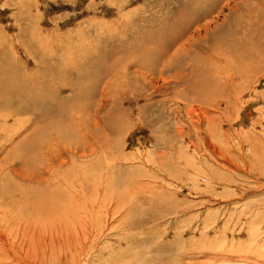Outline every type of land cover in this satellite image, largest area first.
Returning a JSON list of instances; mask_svg holds the SVG:
<instances>
[{
  "label": "rangeland",
  "instance_id": "1",
  "mask_svg": "<svg viewBox=\"0 0 264 264\" xmlns=\"http://www.w3.org/2000/svg\"><path fill=\"white\" fill-rule=\"evenodd\" d=\"M250 5L0 0V54L14 65L12 73L43 78L53 93L50 65L102 64L84 78L77 108L67 109L75 94L68 73L54 88V99H65L60 111L54 100L22 107L13 101L11 114L0 112V215L9 211L15 228L28 216L31 233L72 247L59 239L80 229L73 197L57 191L66 198L57 196L49 212L72 203L50 234L34 226L33 219L48 217L36 216L43 209L31 195L70 184L83 189L80 197L99 196L100 210L119 206L106 235L87 240L86 264H264V52L251 55L264 36L257 38L256 5L245 19ZM181 12L190 18L182 27ZM161 45L169 48L160 53ZM5 240L0 264L71 258L53 252L46 262L35 259L37 248Z\"/></svg>",
  "mask_w": 264,
  "mask_h": 264
},
{
  "label": "bare ground",
  "instance_id": "2",
  "mask_svg": "<svg viewBox=\"0 0 264 264\" xmlns=\"http://www.w3.org/2000/svg\"><path fill=\"white\" fill-rule=\"evenodd\" d=\"M252 3H255L254 5L257 6V9H255L257 11V14L255 15V20H254L255 24L254 25H257V29H259V31H260V32H258V37H257V38H260V36H264V0H251L250 7L245 10V11H247V12H245V13H247L245 19L253 18V15L250 14L251 11H253L252 8H254L253 7L254 5H252ZM181 14H183V13L181 12ZM188 19H190V18H188L186 16V20H185L184 14L182 15V18L179 17L180 27H182L184 21H187ZM250 21H252V20H250ZM174 29L175 28H173V32L176 35L181 31L180 28H179V30L177 32H175ZM248 34L251 35V33H248ZM176 38L177 37H175V39ZM260 40H262V38H260ZM163 41L164 40H161L160 43L163 44ZM263 41H264V39H263ZM174 42H176V40ZM174 42H172V43H174ZM166 43H168V42H166ZM172 43L170 45H172ZM240 45H241V43H240ZM166 47L167 46H165V45H161V48L162 49L159 50L160 53L161 52H165L169 48L168 47L167 49H165ZM257 47H258L257 48V52L254 51V52L251 53V55L254 54V53L257 54L259 52H264V42H262V41L259 42L257 44ZM117 49L115 47L114 51L117 50ZM137 49H138V46H137ZM129 50H130V48H129ZM122 51L124 52L125 50H122ZM133 52L131 51V53H133ZM136 52L138 53V51H136ZM80 54H81V52H80ZM128 54H130V53H128ZM98 56L101 58V55H98ZM120 56H121V54H120ZM95 58H96V56L94 57V59ZM102 59H104V58H102ZM0 60H1V62H0V112L3 111V110H9L10 111L9 112L10 114L13 112V108H12V103H14L13 101H18L19 102V105L21 107H22V105L25 104L24 102H26V105L25 106H27L28 104L29 105H34V102H36V101H42V102L52 103L55 100L54 99V94L56 95V93L54 91L56 89H54V88L56 86L57 87L60 86V83H61L62 78H63L62 75L64 76V74L67 75L68 73H70L72 75V77H68L67 76L69 78V80H70V82L67 83V84H69L71 86H73V85L75 86V91L73 90L75 92V94H74V97L71 100H66V101H69V103H71L70 105H68L67 109L69 107H71V106H72V108L75 107V106L77 108V103H76L77 101H76V99L79 97V94L82 91L81 84L83 83L84 78L86 76H88V77L92 76L93 77V76H95L93 74H96V72H98V70L96 71L97 68L96 69L94 68V66L97 67V64H98L97 63V61H98L97 59H95L96 61H93L92 63L88 59V63L84 61V63H82L83 65H80L79 64L80 66H75L74 67L72 65L74 67V69L73 68H68V70L64 68V66L62 65L63 63H59V64L57 63V65L55 66V69H53V70H50V69L53 68L50 65V67H47V69H46V70L50 71V73H51L50 77L54 81V83H53L54 85L52 86V87H54L52 89L53 93H50V91H45L48 88L47 85L49 83L46 80H44L43 78L39 79L38 81H35L36 82L35 83L31 79H29L27 75L23 74L22 72L15 71V72L12 73V69H13L14 65L13 66L11 65L10 60L5 55V52L2 53V54H0ZM104 60H106V63H107V58L104 59ZM141 60L142 59H140V61ZM72 63H73V61H72ZM98 65L101 66L102 65L101 62ZM99 74H98V76H99ZM80 77H82V81H78V79ZM204 78L207 79V77H204ZM207 81H208V79H207ZM64 86H67V85H64ZM61 90H63V89H61ZM49 98H51V102H49ZM64 100H62L61 98H58V100L57 99L55 100V102L58 101V102H56L57 103V108L56 109L58 111H60L61 109L64 108V107L63 108L61 107V104H63ZM65 105H67V104H65ZM56 109L54 111L55 112L54 113L55 115H56V112H57ZM24 149L30 150L31 148H29L28 146H24L23 150ZM77 187H82L83 188V186H77ZM61 188H64L70 194L71 198L73 197L72 198L73 205L71 207L75 206L76 211L78 213H79V210L81 211V213L76 218H74V219L71 218L72 220H74L75 223H78L79 224V226H80L79 228L80 229L73 230L72 234H70L71 239H66L65 238L66 240L64 241L63 236L62 237L60 236L61 238L59 237L60 238L59 240H63L62 243L65 244L67 242L66 244H69V245L73 244V245H71L72 247H68V245H67L65 247V249H62L61 248L62 246H60V248H59V245L57 246V244H56V242H58L57 240H54L52 238L51 239H48L46 236L43 237L42 233H38L37 234V232H36V234H35V231H34V233L33 232L31 233V231H30L31 230L30 223L32 221H28V219H27L28 216H26L24 218V221L23 220H22V222L20 221L21 223L15 228V225H16L17 222L14 223V220H13L14 217L11 216V214H10L9 211H5L2 215H0V240H1L0 241V251L3 249V247H5V246L8 245V243H7L8 240L6 239L7 242H5L6 241L5 238L7 236H9V238H10V236H13V238L14 239L15 238L18 239L23 246L24 245H28V246H30L32 248L33 247L34 248H37V249H35L37 252H35V250L32 252L34 255H36V258L35 259H41L44 256L43 260L45 259L46 262H47V259H46L47 258L46 257V254L47 253H48V255L50 257H52L53 252H56V254H55L56 256L57 255L59 256V254L60 255H64L63 254V252H64L66 254V256L71 257V258H69L70 260L68 259L67 263L65 262L66 264H83V263L86 264L88 262L87 261V254L90 251L88 248L89 247H92V246H86V243H88L87 240H90L89 243H88L90 245L93 242L95 243L96 241H99L100 240V237H102V235H104V234L106 235V232L104 233V230H107V229L112 228L114 226V222H115V221H112L111 224L109 225L108 219L113 220L112 218H113V215H114V211H117V208H119V206L118 205L117 206L116 205H112V204H108V205L107 204H105V205L103 204L104 205V206H102L103 207V210H100V208H101L100 207L101 206V201L98 200V197L99 196L98 197L95 196V197H91V198L90 197L88 198V196H87V198L80 197L79 194H82L83 193V191H82L83 189L80 190L81 188L80 189L74 188L73 186H70V184L69 185H64V187H61V186H49V187H45L44 186V189L38 190V193L36 192V190L33 189L34 192L31 194L32 195V198H35L37 196L39 198L38 200L35 201V204H36L35 207H37V209L38 208H42L43 209V211H42L43 213H38V214H36V216L40 217V216L46 215V217H48V219L45 222L42 219H33V221H35L34 226L35 227L38 226V229H41L43 231L49 230L50 234H51L52 230L54 229V227L56 225L55 224L56 220L58 221V219H60V215L63 216L64 214H68L67 213L68 211L65 209V207H68L69 208L70 207L69 206L70 205V202L72 203V200H70L68 203L66 202L67 200L65 202L63 201L65 205L62 204L61 207L59 206L58 207L59 209H56V211H55L57 213L49 212L50 210H52L55 207L53 205L57 204L59 197H62L63 196V195L60 196V194H58L59 192L57 193V191H59ZM14 191H15V189H13L12 192H14ZM96 191H97V188H95L93 190L90 189L89 190V194H91V196H93ZM107 191H109V190L107 189ZM47 194H50V195L47 196ZM57 196H58V199L56 200ZM82 196H84V195L82 194ZM63 197L66 198L65 196H63ZM59 204H60V202H59ZM38 211H39V209H38ZM50 213H53V214L52 215H49ZM17 214H16V216H17ZM90 215H94V216L90 218L89 217ZM100 216H102V218ZM19 217H21V216L19 215ZM101 220H103V222H99ZM65 222H70L69 221V218H67L65 220ZM105 224H107V226ZM123 224H125V223H123ZM66 226H67V224H66ZM60 233L62 234V231ZM114 234L115 235L117 234L118 236L120 235L119 232H114ZM55 238H57V237H55ZM37 239L39 240V242H37ZM47 239H48V241H47ZM35 241H36L37 244L35 243V245H34V242ZM45 248H47V249H45ZM49 251H51V252H49ZM33 254H32V256H33ZM183 255H185V254H183ZM25 257H26V255H25ZM112 260L113 259H111V261ZM116 261L118 262V261H120V259H117ZM110 262H109V264H111ZM88 264H90V263H88Z\"/></svg>",
  "mask_w": 264,
  "mask_h": 264
}]
</instances>
